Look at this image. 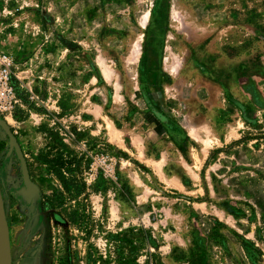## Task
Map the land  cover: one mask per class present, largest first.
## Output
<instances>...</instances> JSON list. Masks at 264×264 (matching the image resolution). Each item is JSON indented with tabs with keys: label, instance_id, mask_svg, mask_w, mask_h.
<instances>
[{
	"label": "rangeland",
	"instance_id": "374dc122",
	"mask_svg": "<svg viewBox=\"0 0 264 264\" xmlns=\"http://www.w3.org/2000/svg\"><path fill=\"white\" fill-rule=\"evenodd\" d=\"M0 51L12 264H264V0H0Z\"/></svg>",
	"mask_w": 264,
	"mask_h": 264
},
{
	"label": "built area",
	"instance_id": "2783aa9c",
	"mask_svg": "<svg viewBox=\"0 0 264 264\" xmlns=\"http://www.w3.org/2000/svg\"><path fill=\"white\" fill-rule=\"evenodd\" d=\"M15 61V57L10 52L0 51V114L12 119L20 101L16 91L18 75ZM34 97L38 98L37 95H34ZM14 130L15 133H19L18 128Z\"/></svg>",
	"mask_w": 264,
	"mask_h": 264
},
{
	"label": "trees",
	"instance_id": "16d2710c",
	"mask_svg": "<svg viewBox=\"0 0 264 264\" xmlns=\"http://www.w3.org/2000/svg\"><path fill=\"white\" fill-rule=\"evenodd\" d=\"M18 96L21 95V90L16 88ZM41 159L48 165L49 171L57 176L61 181L66 191L72 192L82 191L86 184L79 176L82 175L83 157L77 155L67 156L62 153L56 156L49 157L48 155L41 156ZM69 174V175H67Z\"/></svg>",
	"mask_w": 264,
	"mask_h": 264
},
{
	"label": "water",
	"instance_id": "95a60500",
	"mask_svg": "<svg viewBox=\"0 0 264 264\" xmlns=\"http://www.w3.org/2000/svg\"><path fill=\"white\" fill-rule=\"evenodd\" d=\"M11 143L14 144L18 154L21 156V159H22L23 164H24L23 170H24L25 182H26V185L28 186V188L30 190H32L33 184L30 181V177H29V174H28V170L26 168V164H25L24 158L22 157V153H21V150H20L19 145L17 143V140L13 136L11 137ZM3 230L6 231L9 234L8 223H7V218H6V212H5V207H4V200H3V195H2V192H1V188H0V264H2V261H1V241H2Z\"/></svg>",
	"mask_w": 264,
	"mask_h": 264
},
{
	"label": "bare ground",
	"instance_id": "6f19581e",
	"mask_svg": "<svg viewBox=\"0 0 264 264\" xmlns=\"http://www.w3.org/2000/svg\"><path fill=\"white\" fill-rule=\"evenodd\" d=\"M1 261L2 264H12L10 238L9 234L4 230L1 241Z\"/></svg>",
	"mask_w": 264,
	"mask_h": 264
},
{
	"label": "crops",
	"instance_id": "0c3cea01",
	"mask_svg": "<svg viewBox=\"0 0 264 264\" xmlns=\"http://www.w3.org/2000/svg\"><path fill=\"white\" fill-rule=\"evenodd\" d=\"M6 149H3V151L2 152H0L1 154V156H0V159H2V157L3 158H10L11 159V156H7V155H4V151H5ZM19 187H11V189H10V191H11V194L12 195H15V197L17 198V199H21V198H24V196H26L27 195V192H26V190H25V188H23L22 187V185H18Z\"/></svg>",
	"mask_w": 264,
	"mask_h": 264
}]
</instances>
